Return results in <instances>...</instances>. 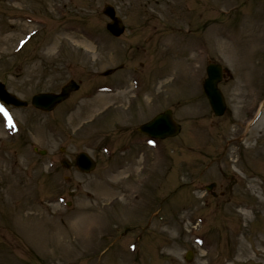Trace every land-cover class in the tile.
<instances>
[{"label": "rangeland", "instance_id": "obj_1", "mask_svg": "<svg viewBox=\"0 0 264 264\" xmlns=\"http://www.w3.org/2000/svg\"><path fill=\"white\" fill-rule=\"evenodd\" d=\"M210 63L222 118L202 92ZM69 80L80 89L53 113L0 118V264H264V0H0L6 91L29 103ZM165 110L176 138L127 145ZM82 152L93 173L60 167Z\"/></svg>", "mask_w": 264, "mask_h": 264}, {"label": "water", "instance_id": "obj_2", "mask_svg": "<svg viewBox=\"0 0 264 264\" xmlns=\"http://www.w3.org/2000/svg\"><path fill=\"white\" fill-rule=\"evenodd\" d=\"M103 12L113 21V23L107 25V30L115 37L120 36L123 32V27L120 21L114 18L113 10L110 7H105ZM206 72L208 78L203 86L205 94L209 100L214 115L221 116L225 110L223 98L217 89V84L221 81V68L219 66L211 65L207 68ZM77 89V86L73 82H70L62 88L59 95H38L33 97L32 105L43 111H51L56 105L67 99L71 92H74ZM0 98L5 103L15 107H21L25 105L14 97L8 95L2 85H0ZM144 128L151 136L159 139L174 137L180 131V127L173 123L170 111H166L163 114L157 116ZM144 128L142 131L145 132ZM77 165L80 170L85 172H90L95 167L94 163L91 162V160L84 154H81L77 157ZM185 259L187 262H190L191 254L189 253Z\"/></svg>", "mask_w": 264, "mask_h": 264}, {"label": "bare ground", "instance_id": "obj_3", "mask_svg": "<svg viewBox=\"0 0 264 264\" xmlns=\"http://www.w3.org/2000/svg\"><path fill=\"white\" fill-rule=\"evenodd\" d=\"M74 34H76V33H73V36H76V35H74ZM70 35H72V34H70ZM96 217V216H95ZM88 223L89 222H84V226H82L81 227V235H84V237L87 239V237H91L92 235H93V233H94V227H91L92 225H88ZM97 225H98V223H97ZM40 229V228H39ZM40 233V236H39V239H40V241H42L43 240V238H42V235H43V233H42V231L41 232H39Z\"/></svg>", "mask_w": 264, "mask_h": 264}, {"label": "snow or ice", "instance_id": "obj_4", "mask_svg": "<svg viewBox=\"0 0 264 264\" xmlns=\"http://www.w3.org/2000/svg\"><path fill=\"white\" fill-rule=\"evenodd\" d=\"M0 111L4 112V115H5V116H8L7 111L3 108L2 105H0ZM9 124H11V118H10V117H9Z\"/></svg>", "mask_w": 264, "mask_h": 264}]
</instances>
